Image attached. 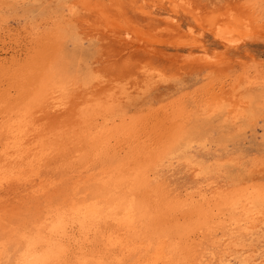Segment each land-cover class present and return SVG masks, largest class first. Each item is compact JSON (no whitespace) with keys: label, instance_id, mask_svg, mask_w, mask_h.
Masks as SVG:
<instances>
[{"label":"rangeland","instance_id":"1","mask_svg":"<svg viewBox=\"0 0 264 264\" xmlns=\"http://www.w3.org/2000/svg\"><path fill=\"white\" fill-rule=\"evenodd\" d=\"M85 1L142 21L132 0ZM192 1L210 17L253 3L264 22V0ZM86 8L0 0V155L9 126L45 115L63 127L43 184L117 175L143 207V237L163 241L175 264H264V205L241 211L264 200V46L204 39L226 63L190 67L108 39Z\"/></svg>","mask_w":264,"mask_h":264},{"label":"bare ground","instance_id":"2","mask_svg":"<svg viewBox=\"0 0 264 264\" xmlns=\"http://www.w3.org/2000/svg\"><path fill=\"white\" fill-rule=\"evenodd\" d=\"M132 2L141 22L112 18L96 2L91 8L108 39L140 53L213 68L225 57L204 48V39L224 51L264 46V22L256 4L246 2L210 17L191 0ZM80 5L90 9L85 0ZM35 118L9 126L14 142L0 155V196L8 197L0 199V264H175L163 241L143 237V207L133 203L130 186L120 184L117 175L103 172L98 178L77 176L70 185L43 184L40 173L59 150L63 123L56 127L45 115ZM94 184L104 187L92 191ZM263 205L262 198H247L241 211L251 215Z\"/></svg>","mask_w":264,"mask_h":264}]
</instances>
